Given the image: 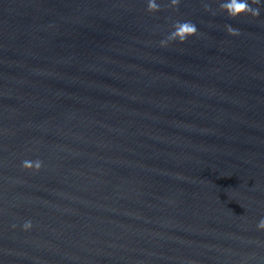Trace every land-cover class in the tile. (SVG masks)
<instances>
[{
  "label": "water",
  "instance_id": "obj_1",
  "mask_svg": "<svg viewBox=\"0 0 264 264\" xmlns=\"http://www.w3.org/2000/svg\"><path fill=\"white\" fill-rule=\"evenodd\" d=\"M247 2L0 0V264H264Z\"/></svg>",
  "mask_w": 264,
  "mask_h": 264
},
{
  "label": "clouds",
  "instance_id": "obj_2",
  "mask_svg": "<svg viewBox=\"0 0 264 264\" xmlns=\"http://www.w3.org/2000/svg\"><path fill=\"white\" fill-rule=\"evenodd\" d=\"M221 8L225 12V14L229 17H236L239 16L241 13L247 11L251 13L253 16H258L260 14L259 9H253L248 4L247 0H222ZM157 9V4L155 3V0H148V10L153 11ZM184 29V36L191 35L196 32L195 25L186 24L183 26ZM229 32L235 34V30L231 28V26H228ZM177 33L173 32L170 33L166 39H163L160 41V44L162 47H166L167 44L176 38ZM184 36H181V39L184 38ZM41 161L35 162V167L37 170L41 167ZM25 166H30L29 162H24ZM32 226L31 221H25L23 225L21 226L23 230H28ZM259 229H264V219H261L257 225Z\"/></svg>",
  "mask_w": 264,
  "mask_h": 264
}]
</instances>
